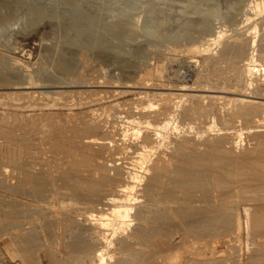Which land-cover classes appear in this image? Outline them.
Masks as SVG:
<instances>
[{
    "label": "bare ground",
    "instance_id": "obj_1",
    "mask_svg": "<svg viewBox=\"0 0 264 264\" xmlns=\"http://www.w3.org/2000/svg\"><path fill=\"white\" fill-rule=\"evenodd\" d=\"M46 1L0 0L2 240L19 239L27 245L30 239H48V264H232L225 251L211 250L210 242L222 238L232 246L245 224L250 254L244 261L231 258L235 264H264V206L253 201L255 191L251 203L240 194L247 187L264 188V62L255 38L264 21V0L232 1L229 24L211 1L202 9L199 38L194 35L198 23L189 19L169 26L165 5L179 0H140L142 15L137 17L129 13L131 0ZM187 1L192 7L197 4ZM97 5L99 10H117L107 22L119 35L127 33L123 43L110 44L104 33L88 32L98 18ZM184 39L190 42L181 62L189 70L197 61L194 50L207 56L218 47L223 58L245 47L248 55L243 63L239 60L242 71L236 80L240 89L219 88L213 82L192 88L176 83L175 69L167 75L165 70L168 85L158 73L146 77L137 69L149 73L157 61L172 60L171 52ZM97 60L118 62L125 87L143 89L113 121L112 112L102 116L85 110L93 95L97 98L103 91L100 100L119 92L109 89L119 84L112 82L114 66L105 74L95 67ZM226 80L232 83L234 78ZM106 85L108 89L98 90ZM224 92L237 94L229 97L231 118L242 117L248 124L221 126L214 116L206 118L204 129L195 130L190 121L184 122L208 115L204 107L218 97L225 102L230 95ZM44 117L48 120L36 123ZM22 120L28 122L22 125ZM169 129L188 132L182 131L175 149L166 152ZM238 173L247 177L239 174V179ZM211 182L221 188L220 194L211 193ZM192 238L210 244L206 248L214 257L195 248ZM162 241L173 245L172 252L165 254ZM23 259L36 264L26 255Z\"/></svg>",
    "mask_w": 264,
    "mask_h": 264
},
{
    "label": "rangeland",
    "instance_id": "obj_2",
    "mask_svg": "<svg viewBox=\"0 0 264 264\" xmlns=\"http://www.w3.org/2000/svg\"><path fill=\"white\" fill-rule=\"evenodd\" d=\"M126 1H128V0H119V3L120 2H126ZM130 1V0H129ZM128 1V2H129ZM191 1H193V2H195V3H197L196 4V6H194V7H192L191 5H189L187 2V0H179V1H177L176 3L175 2H168L167 3V5H168V7L165 5V14L166 15H170V21H169V26H172V27H176L175 25H181L182 23H184V22H186V20L187 19H189V20H187V21H190V22H192V23H194L195 22V24L196 23H198V25H196L195 27H196V31L198 32V34H197V32H195L194 33V35H196V38H199L200 37V35H201V31L199 32V28H200V26H201V23H202V18L204 17V15H203V11H202V9H204V8H206L210 3H211V1L212 2H215L217 5H218V9H220L219 11L222 13L221 15H220V17L222 18V20H226L227 21V24H229L230 23V21H228V17H227V12H230L231 11V6H232V4L231 3H233V2H235L234 0H191ZM233 1V2H232ZM242 1V0H241ZM245 1V0H244ZM243 1V3H245ZM47 3H48V0L46 1ZM130 2H134V3H130L131 4V6H132V8H130L129 10V13H131V16L132 17H137L138 15H142V12H140V9H139V5H137V4H140L141 2H140V0H131ZM113 5H115V4H113ZM117 5V4H116ZM114 6V7H117V6ZM188 5V6H187ZM231 5V6H230ZM190 6V7H189ZM178 7V8H177ZM193 9H192V8ZM138 8V9H137ZM190 8V9H189ZM201 8V9H200ZM245 8V7H244ZM97 10H96V12H98V18L97 19H95V21H94V23H92L91 24V26H90V28H88V32L89 33H104L103 35H104V37L107 39V42L109 43L110 42V44H115V43H123V40L124 39H126V32H124L123 34L124 35H122V33H120V35L118 34V33H116L115 31H116V29H112V28H114L113 26H110L111 25V23L110 22H107V21H109L110 19H111V17L113 16V13L115 12V13H117V10H114V12H111V11H108V10H104V9H102V10H99L98 9V5H97V8H96ZM185 9V10H184ZM192 9V11H190ZM105 11V13H104V11ZM228 10H230V11H228ZM100 11V12H99ZM131 11H133V12H131ZM135 11V12H134ZM141 13H139V12ZM225 11V12H224ZM101 13V14H100ZM110 13V14H109ZM139 13V14H138ZM195 13H196V15H195ZM226 13V14H225ZM110 15V17L108 16V15ZM185 14V15H184ZM102 15V17L100 18V16ZM137 15V16H136ZM107 16V17H106ZM184 17V18H183ZM181 18H182V20H181ZM102 19V20H101ZM177 19H179V21L177 20ZM191 19V20H190ZM100 20V22H97V21H99ZM196 20V21H195ZM214 21H217V20H214ZM105 22V23H104ZM180 22H181V24H180ZM170 23H172V24H170ZM102 24V25H101ZM108 24V25H107ZM103 28L105 29V30H103ZM199 29V30H198ZM102 31V32H101ZM105 31V32H104ZM108 32L110 33V34H108ZM112 32V33H111ZM106 33V34H105ZM126 33V34H125ZM253 34V33H252ZM249 35V36H247V38H248V40L249 39H251V37L252 36H254L255 34H253V35ZM107 36V37H106ZM244 37H246L245 35H243ZM113 37V38H112ZM119 37V38H118ZM143 38H146V36H142V39ZM255 38L257 39V43H258V46L256 47L257 48V52H258V57H259V60L261 59V61L262 62H264V21H260L259 22V25H258V32L256 33V36H255ZM19 39L20 38H16V39H14V40H18V41H15L14 42V44H17L16 46H20L21 45V42L19 41ZM114 40V41H113ZM117 40V41H116ZM121 40H122V42H121ZM188 41L190 42V40H187V39H184V40H181V42H180V44H178L179 46H178V48H177V52L175 51V52H171L172 54H173V56H172V60L170 59V60H167L166 61V59L165 60H162V61H157L156 62V66L154 67V68H152V69H150V71H149V73H148V70L147 69H144L143 67H141V68H139V67H137V69H141L142 71V73L141 74H143L144 76H146V77H151V76H154L156 73H158L160 76H161V78L165 81L164 83H166V84H168V81H166L167 80V77L165 76V72H166V75H167V73L169 72L168 70H170V69H172V70H174L175 69V71L177 72V74H178V76H179V80L180 81H178V82H176V83H179V82H184V83H186V84H188L190 87H192V88H201V87H207L208 85H209V83L210 82H213V83H210V84H216V86H218L219 88H225V89H227V90H233V91H238L239 89H240V85H238L237 84V81L236 80H238L241 76V74H240V72L242 71V70H240L241 69V67H242V63H243V59L244 58H246L247 57V51H245V47H239V49L236 51V52H234V53H236V55L234 54V53H232L231 54V56L229 55V56H227V57H230V58H227V57H221V55H220V48H218V47H216V48H214L213 47V52L215 51L216 53H213V54H209V55H204V54H202V53H200V52H198V51H196V50H194V52L192 51V55L194 56L193 58L195 59V60H197L195 63H194V65L191 67V69L189 70L185 65H183L182 64V62H181V59L184 57V55H185V52H184V49H185V47H186V45L187 44H189L188 43ZM19 42H20V44H19ZM258 47H259V49H258ZM244 49V50H243ZM196 51V52H195ZM183 55H182V54ZM200 53V54H199ZM244 55H243V54ZM167 54V55H166ZM165 54V56H169V54L168 53H166ZM179 54V55H178ZM216 54V55H215ZM212 55V56H211ZM233 55V56H232ZM237 55H240V56H237ZM175 56V57H174ZM199 56V57H198ZM214 56V57H213ZM217 56H219V57H217ZM244 56V57H243ZM206 57H208V59L206 58ZM241 57H243V58H241ZM180 58V59H179ZM211 58V59H210ZM213 58V59H212ZM216 58V60H214ZM218 58H220V59H218ZM238 58V59H237ZM178 59V60H177ZM206 59V60H205ZM233 59V60H232ZM203 60V61H202ZM219 60V61H218ZM222 60V61H221ZM227 60V61H226ZM231 60H232V62H231ZM237 60V61H236ZM242 62H240V61ZM209 61H211V62H209ZM234 61V62H233ZM101 62V63H100ZM112 62V61H111ZM168 62V63H167ZM205 62V63H204ZM236 62H240L239 63V65H238V63H236ZM167 63V64H166ZM202 63V64H201ZM204 63V64H203ZM207 63V64H206ZM210 63V64H209ZM237 65V66H235V64ZM118 62H116V61H113V63L111 64L109 61H96V62H94V65H95V67L96 68H99L103 73L105 72V74H108L107 73V70H108V68L110 67H112L113 68V66H114V68H113V72H114V74H115V79H113L112 80V82L113 83H117L118 85L117 86H111V88H109V89H113V88H117V89H119V92H114L110 97H107V98H104V99H100L99 100V97L100 96H102L103 94H104V92L102 93V92H100L99 94L97 93V95H99V97L97 96V98H96V95L94 96L93 95V97H91V98H89L90 100H92V104L90 105V107H86L85 108V110L87 109H92L95 113H98V114H101L102 116H107L109 113L108 112H110V114H111V112H112V116L110 117V118H112V121L116 118V116L117 115H119V114H122V115H124L125 114V111L129 108L128 106H131L132 105V102L134 101V100H136V98L140 95L139 94V92H140V90H143V89H140V88H138V89H134L133 91L132 90H130V89H128L127 87H125V84H126V82H127V80H125V79H123V76H121L120 75V73H119V69H118ZM158 64H159V67H158ZM230 64H232V65H230ZM161 65H162V69H161ZM179 65H180V67H179ZM202 65H204L203 66V68H202ZM215 65V66H214ZM167 66L168 67H170L169 69L167 68ZM217 66V67H216ZM240 66V67H239ZM201 67V68H200ZM223 67H225V68H223ZM228 69H227V68ZM236 67V68H235ZM209 68V69H208ZM215 68V69H214ZM238 68V69H237ZM207 71H206V70ZM211 69H214V70H212V71H210ZM218 69V70H217ZM220 69V70H219ZM222 69V70H221ZM227 69V72L225 71ZM230 69H232L231 71H230ZM118 70V71H117ZM153 70V71H152ZM166 70V71H165ZM199 70H200V72H199ZM205 70V71H204ZM187 71H189V72H187ZM208 71H210V73L208 72ZM215 71V72H214ZM220 71V72H219ZM179 72V73H178ZM198 72V73H197ZM206 72V73H205ZM212 72V73H211ZM229 72V73H228ZM234 72V73H233ZM116 73H118V74H116ZM155 73V74H154ZM182 73V74H181ZM187 73V74H186ZM202 73V74H201ZM209 73V74H208ZM214 73V74H213ZM104 74V75H105ZM208 74V75H207ZM216 74V75H215ZM219 74H221V75H219ZM235 74V75H234ZM237 74V75H236ZM223 75V76H222ZM209 76V77H208ZM231 76H233V78H234V80L232 81V83H230V82H228L229 80H226V79H229V77H231ZM107 77V76H106ZM165 77V78H164ZM198 77H199V79H198ZM202 77V78H201ZM124 78H126L125 76H124ZM185 78V79H184ZM186 78H187V80H186ZM226 78V79H225ZM237 78V79H236ZM103 79V78H102ZM118 80V81H114V80ZM136 79H138V78H136ZM166 79V80H165ZM210 79V80H209ZM129 80V79H128ZM214 80H215V82H214ZM217 80V81H216ZM223 80H224V82H223ZM204 81V82H203ZM199 82V83H198ZM208 83V84H207ZM170 84V83H169ZM168 84V85H169ZM214 84V85H215ZM121 85V86H120ZM222 85V86H221ZM226 85H228V86H226ZM231 85H233V86H231ZM119 86V87H118ZM200 86V87H199ZM235 86V87H234ZM238 86V87H237ZM108 87L109 86H100L99 88H98V90L100 89V90H105V89H108ZM124 87V88H123ZM234 87V88H233ZM103 88V89H102ZM237 90H236V89ZM96 89V88H95ZM160 90L161 88L160 87H152L150 90ZM102 93V94H101ZM186 93H192V91H186ZM230 95V96H228V97H225L224 98V101L225 102H223L222 100V98L221 97H218V98H216L213 102L212 101H210L211 102V104L213 105H211L210 104V102H209V100L207 101V100H205L203 103H202V105L204 106V104L206 105L207 104V102H209V104L208 105H206L205 107H204V109H206L207 111H208V109H209V111L208 112H210L208 115H204V113L202 114V116L200 115V116H193V117H186L185 119H184V122H189L190 121V123H192V125H194L195 127V130H197V129H204L208 124H207V121H211L213 118L212 117H214L215 116V118H216V120L218 121V123H219V125H221V126H234L235 124V126H237V127H239V126H242V125H245V124H248V122H244V118H242V117H239L238 119H237V117H232L233 119L235 118V120H234V122H236V123H234L233 122V119L231 118V115L229 114L230 112H229V109L228 108H230V107H232L230 104H231V101H229V100H231L229 97H231V98H235V97H237V94L236 95H234V93H231V92H224V93H222V95H224V96H227V95ZM113 96V97H112ZM234 96V97H233ZM133 99V100H132ZM226 99V100H225ZM95 101V102H94ZM130 102V103H129ZM218 103V104H216V103ZM185 103H189V101H186ZM210 105V106H209ZM112 106V107H111ZM115 106V107H114ZM121 106V107H120ZM211 106H212V108H211ZM228 106V107H227ZM114 107V108H113ZM214 107V108H213ZM216 107H218V108H216ZM227 107V108H226ZM112 108V109H111ZM119 108V109H118ZM223 110H222V109ZM102 109V110H101ZM114 109V110H113ZM126 109V110H125ZM211 109H213L212 111H211ZM106 110V111H105ZM219 110V111H218ZM222 111V113H221V111ZM55 111H57V110H55ZM98 111V112H97ZM215 111H217L216 113H215ZM121 112V113H120ZM104 113V114H103ZM108 113V114H107ZM214 113V114H213ZM213 114V115H212ZM222 114V115H221ZM217 115V116H216ZM229 115H230V117H229ZM206 116V117H205ZM54 117V116H53ZM60 117H61V119H62V117H63V115H60ZM60 117L58 118L57 116H55L54 117V119H60ZM200 117V118H199ZM194 118V119H193ZM206 118H207V121H206ZM48 120V117H44L43 119H37L36 120V123L37 124H42L44 121H46V120ZM204 119V120H203ZM243 119V120H242ZM21 120V119H20ZM40 120H41V122H40ZM220 120V121H219ZM232 120V121H231ZM23 121V120H22ZM21 121V123H22V125H23V123L24 124H26L28 121H26V120H24L23 122ZM38 121V122H37ZM229 121H230V123H229ZM241 121V122H240ZM40 122V123H39ZM238 122V123H237ZM245 124H244V123ZM19 124H21L20 122H18ZM243 123V124H242ZM196 124V125H195ZM127 126H128V124H126ZM201 127V128H200ZM204 127V128H203ZM111 128H112V126H111ZM112 129H114V127L112 128ZM171 130V131H170ZM182 131H184V130H182ZM182 131H174L173 132V130L172 129H169L168 131H167V133H166V135H168L169 137H167L168 139L167 140H169V142L168 141H165V142H168V143H166V145L164 144V150L166 151V150H172V148H174L175 149V147H176V142H177V137H178V139L180 138V137H182V136H180V134L181 135H183V133H185V132H188V131H184L183 133H182ZM169 132H171V133H169ZM169 133V134H168ZM192 133H194V132H192ZM174 136H176V137H174ZM175 141V142H174ZM174 143H175V145H174ZM167 144H168V146H167ZM167 146V147H166ZM175 146V147H174ZM166 148H168V149H166ZM167 152V151H166ZM171 152V151H170ZM239 174H240V176H242L241 175V173H238V174H236V175H238V177H239ZM235 175V178H237L238 179V177ZM244 175H246V174H243V176L241 177V178H246L247 177V175H246V177H244ZM240 177H239V179H241ZM212 183V182H211ZM210 183V184H211ZM213 183L211 184V186H209V187H211L210 188V190L211 191H213V192H211V193H215V194H220V192H221V188H218V190H217V188H214L213 187ZM140 186H142V185H140ZM236 188L237 187H235V191H236ZM244 188V187H243ZM243 188H242V190H243ZM250 187H247V189L248 190H241L240 192H236L237 194H241L242 195V193H243V196H241L242 198H244V195L246 196L245 198H247V200L249 201V203H251L252 202V200H251V202H250V199H253L254 197H255V195H256V198H254L253 199V201L254 202H260L259 204H263V206H264V188H250L251 189V191H250V189H249ZM238 189V188H237ZM259 189L261 190L260 192H259ZM215 190V191H214ZM216 190H217V192H216ZM240 189H238L237 191H239ZM250 191V192H249ZM256 192V194H255V192ZM248 192H249V195H251V196H249L248 195ZM248 196H247V195ZM260 194V195H259ZM263 196H262V195ZM1 193H0V205H2V198H1ZM252 197V198H251ZM20 199L22 198V197H19ZM244 198V199H245ZM257 198H259L258 200H257ZM22 199H24V198H22ZM263 199V200H262ZM26 200V199H25ZM0 210H1V208H0ZM244 216H245V214L243 213V210H241V218H242V221H244ZM0 221H1V216H0ZM244 228H246V229H244ZM244 228L242 229V231H241V233H240V240L239 241H232L231 243H233L232 244V246H229L228 247V245H226L225 244V242H224V240L222 239V238H220V239H216L215 241L213 240V241H211L210 243H213V245L214 246H216V247H214L212 244L210 245V244H208V245H210L211 246V248L213 247L215 250L216 249H218V250H223V251H225V253H224V258L226 257V258H228L229 260H228V263H230V262H232V264L234 263H237L235 260H236V258L238 257L240 260H242V261H244V260H247L246 258H248V256H249V254H250V252H249V250L247 249V245H246V243H247V227L245 226V224H244ZM246 230V231H245ZM1 235H0V264H26V262L24 261V259H23V255H26V257H29V259L32 261L33 260V262H35L36 261V264H48V239H47V241L46 240H44L43 238H39V239H30L28 242H29V244H25L26 242H24L23 241V243H22V240H19V239H15V240H11L12 242H10L8 239L7 240H2V233H0ZM192 240H194V241H192ZM200 240V241H199ZM36 241V242H35ZM44 241H46V243L44 242ZM198 241V242H197ZM16 244H14V243ZM27 242V243H28ZM35 242V243H34ZM43 242V243H42ZM191 242H193L192 243V245L194 246V244H196V247L195 248H201L202 249V251L204 250V252H206L209 256H212V257H214V255L212 254V251L211 250H214L213 248L211 249V250H209L210 249V247L209 248H206L207 246H204V241L202 240V239H191ZM203 242V243H202ZM237 242V243H236ZM30 243L32 244V245H30ZM39 245H38V244ZM166 243V244H165ZM203 244V247H201L202 245L201 244ZM25 244V245H24ZM161 244H163L162 246H163V250L165 251V254H169L170 252H172V248H173V245H171V244H169L168 245V243L167 242H161ZM199 244V245H198ZM38 245V246H37ZM47 245V246H46ZM168 245V246H167ZM197 245H198V247H197ZM9 246V247H8ZM43 248H42V247ZM242 246V247H241ZM32 247V248H31ZM39 247H40V249H39ZM239 247V248H238ZM12 248V249H11ZM22 248V249H21ZM232 248V249H231ZM236 248V249H235ZM41 249H43L44 251H42ZM208 249V250H207ZM243 249V250H242ZM206 250V251H205ZM233 250L235 251V252H233ZM239 250V251H238ZM38 251V252H37ZM228 253H227V252ZM16 253V254H15ZM227 253V254H226ZM249 253V254H248ZM40 254V255H39ZM46 254V255H45ZM233 255V256H232ZM44 256V257H43ZM197 257H201V255H199V254H197L196 255ZM235 256H237V257H235ZM233 259H235L234 261L235 262H233V260H232V258ZM241 257V258H240ZM231 258V259H230ZM264 255L262 256V261L264 262ZM185 260L186 259H184L183 261H182V263H184L185 262Z\"/></svg>",
    "mask_w": 264,
    "mask_h": 264
}]
</instances>
